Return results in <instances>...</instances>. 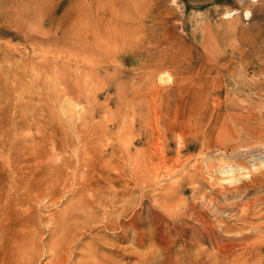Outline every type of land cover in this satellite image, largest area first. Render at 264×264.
I'll list each match as a JSON object with an SVG mask.
<instances>
[{
    "label": "rangeland",
    "instance_id": "rangeland-1",
    "mask_svg": "<svg viewBox=\"0 0 264 264\" xmlns=\"http://www.w3.org/2000/svg\"><path fill=\"white\" fill-rule=\"evenodd\" d=\"M26 1L0 0V21H9L0 22L7 32H0V112L7 92L34 105L41 75L45 150L54 159L76 162L81 137L102 140L107 155L111 142L136 149L135 228L143 245L117 242L124 254L151 249L157 264H264V164L231 150L264 147V0H39L38 22ZM13 75L19 86L9 90ZM247 82L261 85L233 87ZM12 108L0 113V125L19 119ZM88 113L94 126L75 139L78 118ZM170 188L181 191L173 202L164 198ZM210 198L220 207L216 218ZM179 199L195 206L193 214L202 203L199 245L175 234L178 220L171 236L164 232L161 211ZM97 231L81 242L94 234L114 242ZM106 249L98 252H112Z\"/></svg>",
    "mask_w": 264,
    "mask_h": 264
},
{
    "label": "bare ground",
    "instance_id": "bare-ground-1",
    "mask_svg": "<svg viewBox=\"0 0 264 264\" xmlns=\"http://www.w3.org/2000/svg\"><path fill=\"white\" fill-rule=\"evenodd\" d=\"M26 3L31 6L26 9L32 14L29 19L33 18L38 22L42 11L41 2L39 0H28ZM5 21L9 26V21L7 19ZM0 32L2 31L0 30ZM39 72L41 71L39 70ZM13 77L9 90L19 86L17 75H13ZM34 84L37 87L36 103L34 105H32V100L26 98L21 99L22 101H15V97L7 92L8 94L4 96L5 105L3 104V107H1V112L3 110L6 112L13 106L19 119L15 122H12L13 120L11 122L6 121L7 123L2 122V125H0V264H157L156 261L159 259H156L155 262H153L155 257L153 260L151 259L155 251L153 252L150 249L148 253L140 254L138 250L131 248L125 255V248L117 244V242L130 243L132 247L143 245L141 237L143 234L138 235V230L135 228V220L139 215L138 210L135 209V207H138L139 175L136 149L131 152L130 147H126L125 144L111 142L108 144L111 153L107 155V149L102 148V140L86 143V138L82 139L81 137L79 142L76 143H81L83 149L77 153L76 162L67 160L66 157L54 159L52 151H50L51 155L45 150L41 75L37 76ZM260 85L247 82L245 86L244 83H234L233 87L238 90L246 88L247 90L257 91L255 87L260 88ZM262 85H264V82ZM89 116L88 113L78 118V124L74 129L75 139L83 135L89 125L94 126V124H90ZM105 139L107 138L105 137ZM130 144L133 146L134 142ZM231 150L234 152V156L239 155L242 158H250L264 164V147L262 146L255 145L251 149L237 146L231 148ZM63 153L62 150L60 154ZM85 155L87 157L84 159ZM127 155L130 159V167L126 169L127 171H124L123 167L128 161H126ZM77 168H82V171L78 173ZM224 172H229V169ZM152 176L157 178L158 175L155 173ZM124 178H129L133 186L129 187L124 182ZM74 185L76 186L73 187ZM196 190L195 195L197 196V194H200V189ZM179 191L170 188L166 197H164L165 200L173 202ZM217 192L218 195L221 194L220 191ZM199 199L202 200V197ZM60 203L63 204V209L60 211L54 210ZM209 205L211 207L208 210L216 218L220 213V207L216 200L212 198H210ZM203 207L207 208V206ZM193 209H195V206H189L184 200L179 199L175 204L167 206L164 211H161L168 220L165 224V234L168 236L173 234L171 228H173L175 220H178L181 229L176 231L175 234L180 239L189 237L196 245L204 241L206 234L204 228H202V221L205 213L203 214L201 201L200 205L196 207L197 213L193 214ZM97 229L99 231L105 230L108 234L113 235L114 242L112 240L108 241L105 236L100 237L96 234L91 236L90 242L85 244L81 242L82 239L90 235V231H97ZM46 238L48 239L46 240ZM104 244L110 248L106 251L115 253L98 252ZM154 247L156 246L154 245ZM260 250L262 252L264 247ZM180 253L182 252L180 251ZM44 256L48 260L40 262V259ZM200 256L198 257L203 258L204 255ZM135 258L136 261H134ZM175 259L177 258L173 260Z\"/></svg>",
    "mask_w": 264,
    "mask_h": 264
}]
</instances>
